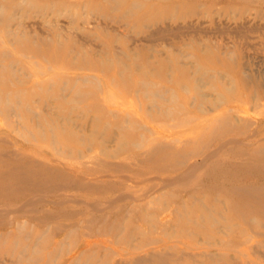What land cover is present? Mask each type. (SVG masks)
<instances>
[{
	"label": "rangeland",
	"instance_id": "obj_1",
	"mask_svg": "<svg viewBox=\"0 0 264 264\" xmlns=\"http://www.w3.org/2000/svg\"><path fill=\"white\" fill-rule=\"evenodd\" d=\"M218 1L0 0V264H264L230 236L264 222V0Z\"/></svg>",
	"mask_w": 264,
	"mask_h": 264
},
{
	"label": "bare ground",
	"instance_id": "obj_2",
	"mask_svg": "<svg viewBox=\"0 0 264 264\" xmlns=\"http://www.w3.org/2000/svg\"><path fill=\"white\" fill-rule=\"evenodd\" d=\"M17 1H19V0H17ZM23 1H25V0H23ZM205 3L206 2H210V4H216L217 2L219 3V1L218 0H203ZM245 1V0H244ZM249 1H251V0H249ZM22 2V1H21ZM20 2V3H21ZM254 2V1H253ZM19 3V4H20ZM23 3V2H22ZM18 4V3H17ZM16 4V5H17ZM54 4V3H53ZM28 5V4H27ZM74 5V4H73ZM19 6V5H18ZM72 6V5H71ZM52 7V6H51ZM135 7V6H134ZM198 7V6H197ZM247 8H246V11L245 12H247V14H246V16H252V17H255L256 15H259L260 14V7H251V6H246ZM19 8V7H18ZM20 9V8H19ZM18 9V10H19ZM40 9V8H39ZM99 9V8H98ZM45 13H47V14H49V13H52V15H56V17L57 16H59V14L61 13L60 11H58V10H53L52 8H46L45 9ZM65 11V10H64ZM67 11V10H66ZM65 11V12H66ZM72 11V10H71ZM35 12V11H34ZM68 12V11H67ZM214 13H216L217 15H219V14H223L224 13V11H216V12H214ZM62 14V13H61ZM74 14V13H73ZM67 15V14H66ZM76 15V14H75ZM92 15V14H91ZM212 15H214L213 13L211 14V15H209L210 17L212 16ZM63 16H65V15H63ZM233 16V15H232ZM243 15H234L233 17H229V19H231L230 21H233L234 23H239L238 21H240V18L242 17ZM7 18H9V17H7ZM18 18V17H17ZM71 18V17H70ZM243 18V17H242ZM72 19V18H71ZM70 19V20H71ZM74 19H75V17H74ZM80 20V19H79ZM89 20V19H88ZM210 20H212V19H210ZM242 21V20H241ZM90 22V21H89ZM79 23V22H78ZM83 23V22H82ZM87 23V22H86ZM167 25V24H166ZM85 26V25H84ZM90 26V25H89ZM144 26V25H143ZM239 27V26H238ZM90 28V27H89ZM73 29H74V27H73ZM154 32V31H153ZM219 103V102H218ZM224 103V102H223ZM231 105V104H230ZM231 106H228L227 108H230ZM140 136V135H139ZM248 137V136H247ZM140 138V137H139ZM227 139H229V138H227ZM226 140V139H225ZM224 140V141H225ZM230 140V139H229ZM232 141H233V138H231V143H232ZM235 141L237 142L238 140L237 139H235L234 141H233V143H235ZM211 142V141H210ZM209 142V143H210ZM226 142V141H225ZM225 142L223 143V141H222V143L220 144V145H216L217 146V148H218V146H219V148H221L224 144H225ZM158 143V142H157ZM228 143V142H227ZM241 143V142H240ZM136 144V143H135ZM237 144V143H236ZM242 144V143H241ZM244 144V143H243ZM248 145V144H247ZM87 149V148H86ZM216 149V148H215ZM259 149V148H258ZM259 151V150H258ZM215 151H213V150H211L210 152H204L203 153V156L201 157L202 159V161L203 160H206V159H208V158H211L213 155V153H214ZM259 153H260V151H259ZM212 155V156H211ZM214 156H215V154H214ZM51 160V159H50ZM195 161V160H194ZM195 162H197V161H195ZM200 162V161H199ZM204 162V161H203ZM203 162H201V163H198V165L199 164H201V165H203ZM182 163V162H181ZM62 164V163H61ZM188 165V166H187ZM193 165H195V167L197 166V168H198V165L197 164H195V163H189V164H186L185 165V169L184 170H187L188 171V169L190 168H192V170H193ZM193 166V167H192ZM200 166V165H199ZM195 169V168H194ZM189 171H191V170H189ZM194 171V170H193ZM181 173V172H180ZM186 174V173H185ZM182 175V174H181ZM190 175V174H189ZM80 175H78V177H79ZM105 176V175H104ZM107 176V175H106ZM118 176V175H117ZM122 176V175H121ZM191 176V175H190ZM98 177V176H97ZM100 177V176H99ZM155 177V176H154ZM153 177V178H154ZM174 177V176H173ZM123 178V177H122ZM146 178V177H145ZM144 178V179H145ZM150 178H152V176L150 177ZM149 178V179H150ZM152 178V179H153ZM176 178H178V176L176 177ZM176 178H174L173 180H174V182H175V180H176ZM79 179H80V177H79ZM126 179H127V177H126ZM147 179H148V177H147ZM127 180H129V178L127 179ZM165 180V179H164ZM171 180H172V178H171ZM181 180H183V179H181ZM185 180H186V178H185ZM139 181H141V180H139ZM166 181V180H165ZM164 181V182H165ZM170 181V180H169ZM178 181V180H177ZM136 182V181H135ZM138 182V181H137ZM168 182V181H167ZM166 182V183H167ZM174 182H170L171 184H174ZM139 183V182H138ZM164 184V183H163ZM163 184L161 185V186H163ZM169 184V183H168ZM166 186V185H165ZM159 188H160V186H159ZM155 190H157V189H155ZM121 193V192H120ZM124 193V192H123ZM127 194V193H126ZM129 195V194H128ZM33 196V195H32ZM116 196V195H115ZM119 196V195H118ZM122 196V195H121ZM151 195H149L148 196V198L150 197ZM152 196L153 197H155L154 196V194H152ZM152 196H151V198H152ZM34 197V196H33ZM117 197V196H116ZM124 197H125V195H124ZM131 197V196H130ZM157 197V196H156ZM31 198V197H30ZM37 198V197H36ZM40 198V197H39ZM119 198V197H118ZM126 198V197H125ZM33 199H35V198H33ZM69 199V198H68ZM115 198H113V200H114ZM131 199V198H130ZM134 199V198H133ZM152 199H154V198H152ZM112 200V199H111ZM112 200V201H113ZM80 201H82V200H80ZM108 201H110V200H108ZM147 201V200H146ZM156 201H158V200H156ZM107 202V201H106ZM26 203V202H25ZM75 203V202H74ZM84 203V202H83ZM77 204V203H76ZM87 204V203H86ZM91 205H92V203H90ZM162 204V203H161ZM88 205V204H87ZM96 205V204H95ZM165 205V204H164ZM203 205V204H202ZM25 206V205H24ZM89 206V205H88ZM87 206V207H88ZM106 206V205H105ZM149 205H148V202H147V206L146 207H148ZM183 206V205H182ZM23 207V206H22ZM91 207V206H90ZM101 207V206H100ZM220 207V206H219ZM3 208V207H2ZM1 208V209H2ZM16 208V207H15ZM18 208H20V205H19V207ZM17 208V209H18ZM85 208V207H84ZM96 208H98L99 209V207H97L96 206ZM206 208V207H205ZM10 209H12V208H10ZM14 209V208H13ZM21 209V208H20ZM31 209V208H30ZM30 209H28V211L30 210ZM95 209V208H94ZM94 209H93V211H94ZM219 209V208H218ZM26 210V209H25ZM40 210V209H39ZM19 211V210H18ZM35 211V210H34ZM47 211V210H46ZM96 211V210H95ZM98 211V210H97ZM20 212H21V210H20ZM26 212V211H25ZM24 211H23V213H25ZM32 212V211H31ZM29 213V212H28ZM209 214V213H208ZM208 214H207V216H208ZM2 215H4V214H2ZM219 215H221L222 216V218H226L225 216H223L222 214H219ZM160 216H163V215H160ZM229 216H231V218H235V216L233 215V214H231V215H229ZM164 218V217H163ZM159 219V218H158ZM214 219V218H213ZM202 220V219H201ZM23 222H24V220H22ZM161 221H163V220H161ZM214 221V220H213ZM22 222V223H23ZM252 222H255V224H253ZM15 223V222H14ZM237 225H240L239 227H237L235 230H233L232 231V233H231V237H233V238H235V237H237V236H240V235H242L243 233H247V232H253V230H254V228H255V226L257 227V226H263V224H264V222H262L261 220H260V218H258V217H255V216H251L250 218H246V220H245V222L243 223V224H239V223H236ZM152 225V224H151ZM21 226V225H20ZM153 226V225H152ZM14 227H16V226H14ZM22 228V227H21ZM220 228V227H219ZM218 228V229H219ZM227 228V227H226ZM220 230V229H219ZM44 231V230H43ZM149 231V230H148ZM18 232V231H17ZM171 232V231H170ZM199 233H201V231L199 230L198 231ZM198 232H196V231H194L193 233H191V235H193V236H195L196 234H198ZM221 232H223L222 230H221ZM26 233V232H25ZM24 233V234H25ZM164 233V232H163ZM255 233H257V236H258V238L256 239L257 240V244H263L264 243V231H261V232H255ZM23 234V235H24ZM164 234H166V233H164ZM18 235V234H17ZM22 235V236H23ZM28 237V236H27ZM169 237V236H168ZM167 237V238H168ZM24 238V237H23ZM25 238H26V236H25ZM199 238L201 239V241H205V242H210V241H212V240H214V238H213V235L212 234H210V233H204L203 235H201V236H199ZM36 239H38V238H36ZM171 241V240H170ZM173 241H175V240H173ZM221 239H218V240H215V242H220L221 243ZM15 242V241H14ZM168 242V241H167ZM176 242H179V241H176ZM35 243V242H34ZM165 243V242H164ZM163 243V244H164ZM194 243V242H193ZM253 245V244H252ZM184 246H186V245H184ZM248 246V245H247ZM259 246V245H258ZM152 247V246H151ZM251 247H254V245L253 246H251ZM202 248V247H201ZM159 249H161V248H159ZM158 249V250H159ZM191 250V249H190ZM201 250V249H200ZM225 250V249H224ZM231 250V249H230ZM251 250H253L252 248H251ZM185 252H187V254H190L191 255V257H193L194 259L195 258H197V257H199V259L198 260H200V263L199 264H218L217 262L218 261H220V262H222L223 260H225L224 261V263H221V264H245L244 262H241V261H237L236 260V262H230V260H226L225 259V257H226V255H224L223 254V252L222 253H218V255H219V257L218 258H216L214 255H211L210 254V252L209 253H207L206 252V250H201V251H198V252H191V251H189V247H188V249L187 250H184ZM255 251V250H254ZM150 252V251H149ZM148 252V253H149ZM236 252H238L239 253V251H237L236 250ZM80 253V252H79ZM127 253H129V252H127ZM143 253V252H142ZM167 253V252H166ZM215 253V252H214ZM213 253V254H214ZM255 252H253V254H254ZM259 253H261V252H259ZM125 254V253H124ZM169 254V253H168ZM222 254V255H221ZM263 254V253H262ZM18 255V254H17ZM123 255V254H122ZM241 255V254H240ZM245 255V254H244ZM244 255H241V256H244ZM181 256V255H180ZM252 256V255H251ZM231 257V256H230ZM164 258V253H162V252H160V253H158V252H150L149 254H139L138 256H137V258L135 259V260H137V261H149V260H153V259H163ZM245 259H247L246 258V256L244 257ZM115 259L117 260L118 258L117 257H115ZM114 259V260H115ZM251 259V258H250ZM18 260V259H17ZM116 260H115V264H124V263H122V262H120V261H117L116 262ZM2 261V260H1ZM248 261H251V260H248ZM253 261V260H252ZM254 262V261H253ZM75 263V262H74ZM257 264H260V263H257Z\"/></svg>",
	"mask_w": 264,
	"mask_h": 264
}]
</instances>
